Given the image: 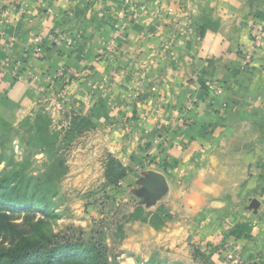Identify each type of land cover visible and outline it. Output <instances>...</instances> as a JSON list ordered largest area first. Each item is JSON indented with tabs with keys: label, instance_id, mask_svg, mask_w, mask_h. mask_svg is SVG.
Returning <instances> with one entry per match:
<instances>
[{
	"label": "rangeland",
	"instance_id": "1",
	"mask_svg": "<svg viewBox=\"0 0 264 264\" xmlns=\"http://www.w3.org/2000/svg\"><path fill=\"white\" fill-rule=\"evenodd\" d=\"M195 1L88 0L94 9L77 6L78 15L69 16L65 25L56 20L45 36L53 53L69 57L67 63L53 71L43 67L44 40L34 42L36 61L18 54L0 61V184L15 186V197L49 205V214L40 211L43 207L7 210L15 223L28 230L38 224L53 240L105 247L110 264H264V257L239 260L231 240L217 249L189 237L170 238L167 213L157 205L171 169L163 158L141 149L148 132L146 115L142 121L136 117L138 106L157 104L167 79L163 72L153 73L150 61L169 62L181 55ZM56 2L68 10L73 4ZM25 6L17 0L8 11L24 19ZM85 14L87 24L81 23ZM131 37L142 43L126 49ZM210 89L219 93L216 85ZM184 109L187 113L194 106L188 103ZM110 116L116 120L110 122ZM186 117L172 127L190 125ZM163 131L167 139L169 131ZM120 143L136 147L124 154ZM109 155L127 170L117 186L106 177ZM154 174L165 180L163 191L152 183Z\"/></svg>",
	"mask_w": 264,
	"mask_h": 264
},
{
	"label": "crops",
	"instance_id": "2",
	"mask_svg": "<svg viewBox=\"0 0 264 264\" xmlns=\"http://www.w3.org/2000/svg\"><path fill=\"white\" fill-rule=\"evenodd\" d=\"M14 1L0 0V61L11 54L36 61L34 42L44 40L43 67L53 71L67 63L69 57L53 53L45 36L56 20L65 25L69 16L78 15L77 6L87 5L89 10L93 5L73 0L76 7L68 10L64 2L23 0L27 17L19 19L12 14L15 10L8 11ZM195 2L181 55L169 62L150 61L153 73H165L167 79L161 82L157 104L138 106L136 117L142 121L147 116L145 132L150 134L145 133L147 140L141 141L147 144L141 149L163 158L171 169L167 191L157 205L167 213L170 238L189 237L217 249L231 240L235 257L256 262L264 257V46L248 69H241V60L252 43L250 24L258 20L256 16L264 19V0ZM86 17L81 23L87 24ZM136 42L141 41L131 37L126 49ZM212 85L219 93L211 91ZM188 103L194 109L186 113ZM183 114L190 125L172 127ZM163 130L169 131L167 139ZM119 145L124 154L136 147Z\"/></svg>",
	"mask_w": 264,
	"mask_h": 264
},
{
	"label": "trees",
	"instance_id": "3",
	"mask_svg": "<svg viewBox=\"0 0 264 264\" xmlns=\"http://www.w3.org/2000/svg\"><path fill=\"white\" fill-rule=\"evenodd\" d=\"M81 121L87 126L92 125L89 119ZM106 177L111 186L119 185L127 177L122 162L111 155L106 166ZM15 190V186L0 184V264H110L105 247L53 240L57 238L43 234L38 224L28 230L22 224L15 223L7 210H39L43 207L40 211L49 214L48 203L20 199L14 196Z\"/></svg>",
	"mask_w": 264,
	"mask_h": 264
},
{
	"label": "built area",
	"instance_id": "4",
	"mask_svg": "<svg viewBox=\"0 0 264 264\" xmlns=\"http://www.w3.org/2000/svg\"><path fill=\"white\" fill-rule=\"evenodd\" d=\"M252 30V43L245 51L241 61V68L246 70L253 62L255 54L264 46V21L255 20L250 24Z\"/></svg>",
	"mask_w": 264,
	"mask_h": 264
},
{
	"label": "water",
	"instance_id": "5",
	"mask_svg": "<svg viewBox=\"0 0 264 264\" xmlns=\"http://www.w3.org/2000/svg\"><path fill=\"white\" fill-rule=\"evenodd\" d=\"M152 183L158 184L160 190L163 191L165 188V180L163 179L162 176L154 174L151 178Z\"/></svg>",
	"mask_w": 264,
	"mask_h": 264
}]
</instances>
